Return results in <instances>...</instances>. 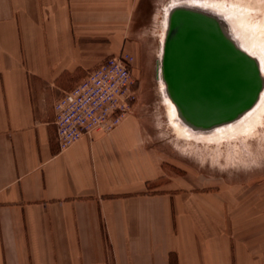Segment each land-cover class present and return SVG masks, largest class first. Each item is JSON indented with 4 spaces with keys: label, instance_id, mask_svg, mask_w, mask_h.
<instances>
[{
    "label": "crops",
    "instance_id": "0c3cea01",
    "mask_svg": "<svg viewBox=\"0 0 264 264\" xmlns=\"http://www.w3.org/2000/svg\"><path fill=\"white\" fill-rule=\"evenodd\" d=\"M147 1L0 0V264H264L261 184L164 183L133 116L59 148L56 101Z\"/></svg>",
    "mask_w": 264,
    "mask_h": 264
},
{
    "label": "water",
    "instance_id": "95a60500",
    "mask_svg": "<svg viewBox=\"0 0 264 264\" xmlns=\"http://www.w3.org/2000/svg\"><path fill=\"white\" fill-rule=\"evenodd\" d=\"M187 24L199 28L188 30ZM208 45L237 59L241 64L234 65L238 71L255 73L253 85L239 91L219 76L229 75L228 67H223L222 73L212 71L211 57L203 51ZM158 61L157 77L160 73L165 94L175 105L179 121L192 131H209L235 121L255 105L263 89L258 60L238 46L218 16L194 6L176 5L171 9Z\"/></svg>",
    "mask_w": 264,
    "mask_h": 264
},
{
    "label": "bare ground",
    "instance_id": "6f19581e",
    "mask_svg": "<svg viewBox=\"0 0 264 264\" xmlns=\"http://www.w3.org/2000/svg\"><path fill=\"white\" fill-rule=\"evenodd\" d=\"M176 5L194 6L218 16L238 46L249 56L258 60L264 79V0H170L166 2L161 10L158 60L163 50L169 13ZM186 28L191 30L199 27L187 24ZM203 31L209 36H214L210 30ZM203 51L211 57L209 65L212 71L222 73L223 67H228L229 75L220 74L219 76H223L230 85L239 91L248 90L253 85L257 75L253 72L238 71V66H234L241 65L237 59L228 58L225 51L210 45L204 46ZM157 67L159 70V66ZM157 79L159 95L167 109L168 125L175 136L184 142L185 151H206L213 155L214 162L221 164L225 160L227 165L233 166L239 163L254 164L259 156H264L263 82L259 98L249 111L229 124L202 132L192 131L179 121L175 105L165 94V85L160 78V73Z\"/></svg>",
    "mask_w": 264,
    "mask_h": 264
},
{
    "label": "rangeland",
    "instance_id": "374dc122",
    "mask_svg": "<svg viewBox=\"0 0 264 264\" xmlns=\"http://www.w3.org/2000/svg\"><path fill=\"white\" fill-rule=\"evenodd\" d=\"M168 1H147L145 13L134 25L138 34L128 40L131 51L125 52L132 57L137 96L131 116L139 118L149 149L156 152L163 164L164 183L179 179L186 186L192 183L211 189L224 184H261L264 191V156H259L254 164L239 163L233 166L227 165L225 160L219 164L206 151H185L184 142L175 136L168 125L167 109L160 98L157 79L161 10Z\"/></svg>",
    "mask_w": 264,
    "mask_h": 264
},
{
    "label": "built area",
    "instance_id": "2783aa9c",
    "mask_svg": "<svg viewBox=\"0 0 264 264\" xmlns=\"http://www.w3.org/2000/svg\"><path fill=\"white\" fill-rule=\"evenodd\" d=\"M131 66L128 53L109 57L81 83L62 93L54 105L61 151L94 132L112 133L132 115L137 96Z\"/></svg>",
    "mask_w": 264,
    "mask_h": 264
}]
</instances>
